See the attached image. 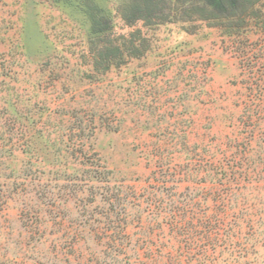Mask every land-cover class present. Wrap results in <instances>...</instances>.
Segmentation results:
<instances>
[{"label":"rangeland","instance_id":"rangeland-1","mask_svg":"<svg viewBox=\"0 0 264 264\" xmlns=\"http://www.w3.org/2000/svg\"><path fill=\"white\" fill-rule=\"evenodd\" d=\"M124 1L0 0V264H264V0Z\"/></svg>","mask_w":264,"mask_h":264},{"label":"trees","instance_id":"trees-1","mask_svg":"<svg viewBox=\"0 0 264 264\" xmlns=\"http://www.w3.org/2000/svg\"><path fill=\"white\" fill-rule=\"evenodd\" d=\"M167 0H125L123 7L119 9L121 18L126 24L145 20L149 24H160L168 20V16L163 13V7ZM200 10L210 17L230 16L243 3V0H192ZM161 6V7H160ZM94 15L100 10L93 6ZM94 33L106 32L110 29L109 21L102 15L93 17L91 24ZM116 49L118 48L115 46Z\"/></svg>","mask_w":264,"mask_h":264}]
</instances>
